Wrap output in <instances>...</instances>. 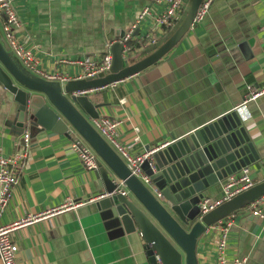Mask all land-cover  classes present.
<instances>
[{
	"label": "crops",
	"instance_id": "crops-1",
	"mask_svg": "<svg viewBox=\"0 0 264 264\" xmlns=\"http://www.w3.org/2000/svg\"><path fill=\"white\" fill-rule=\"evenodd\" d=\"M12 1L21 22L15 29L19 42L33 52L41 78L68 79L60 82L62 86L82 74L83 67L76 62L101 60L106 44L120 41L142 9L150 8L153 17L164 10L153 0ZM153 25L152 18L140 26L130 44L134 53L126 57L128 63L150 55L172 30ZM263 25L264 0H215L204 20L190 27L157 62L119 82L73 94L86 95L98 106L99 117L120 121V141L132 155H139L146 147L169 143L171 136L181 137L239 108L247 85L264 86ZM148 29L153 42L141 39ZM160 29L164 33L158 34ZM10 102L0 85V152L4 155L24 148L23 134L28 132L15 128L17 113L9 112ZM239 112L263 158L246 167L256 185L264 181V96L246 102ZM93 120H88L92 127ZM70 131L29 137L25 170L0 223L69 202L82 204L15 231L17 264H150L139 229L97 207L95 197L105 192L94 171L86 170L71 149L76 141L88 143L77 131ZM96 159L105 165L99 156ZM222 194L223 185H218L204 198L218 199ZM231 219L226 258L264 264V220L253 217L248 205L232 213ZM222 224L223 220L207 227L197 238V264H215L213 241Z\"/></svg>",
	"mask_w": 264,
	"mask_h": 264
},
{
	"label": "water",
	"instance_id": "water-1",
	"mask_svg": "<svg viewBox=\"0 0 264 264\" xmlns=\"http://www.w3.org/2000/svg\"><path fill=\"white\" fill-rule=\"evenodd\" d=\"M201 1L189 0L167 38L144 59L128 63L121 57L122 43L116 41L111 44V65L104 74L63 86L26 70L10 51L0 25V85L11 97L9 112L17 113L15 128L27 129L30 138L49 131L69 134L71 128L80 134L105 162L104 165L97 160L94 174L109 196L99 199L97 207L124 225L139 229L150 264H156V256L162 264H197V238L207 227L263 196L264 181L201 218L200 200L241 169L260 163L263 158L256 151L241 113L235 109L181 137L171 136L167 146L141 164L148 177V183L143 184L130 174L88 121L99 118L98 106L86 95L73 93L119 82L157 62L187 33ZM123 37L124 33L120 40Z\"/></svg>",
	"mask_w": 264,
	"mask_h": 264
},
{
	"label": "built area",
	"instance_id": "built-area-1",
	"mask_svg": "<svg viewBox=\"0 0 264 264\" xmlns=\"http://www.w3.org/2000/svg\"><path fill=\"white\" fill-rule=\"evenodd\" d=\"M154 3L159 6H163L164 10L156 17H153L150 8L145 7L139 13L137 19L132 24L128 33L120 40L122 43V58L126 60L129 53H134L130 44L132 40L141 32V25L148 19L153 18L154 28H165L172 29L181 19L183 11L185 9L184 5L189 2V0H153ZM215 0H202L199 4L193 21L190 27L201 23L209 12L211 5ZM0 17L2 18L1 27L3 34L10 46V51L18 59L21 65L28 70L30 73L41 76L42 73L36 68L38 64L37 59H35L33 52L26 49L18 40L15 31L11 29V26L19 28L21 22L15 10L12 0H0ZM155 31V30H154ZM262 31L264 33V25L262 26ZM149 29L145 32V37H142L143 41L153 42L151 34H149ZM146 39V40H145ZM111 44L107 43L105 48V53L101 60L98 62L93 61L89 58H85L80 62H76L83 67L82 74L75 78L74 80H90L95 79L99 75L104 74L111 65ZM46 80H54L59 82L69 81L68 79L61 78L60 76H47L44 77ZM57 79V80H56ZM246 93L243 98L242 105L237 108L239 112L244 104L248 101H254L264 96V86L263 87H253L252 85H247ZM80 95V94H76ZM83 95V94H81ZM120 126V121L111 119L108 117H99L93 120V127L98 132V134L107 142V144L116 150V153L123 159L124 164L129 170L130 174L137 179H139L143 184L148 183V177L142 172L141 164L145 160H150L152 155L159 149L167 146L168 143H163L155 147L149 148L139 155H132L130 151L122 144L120 141V135L118 133V127ZM134 132L138 133L139 128L134 127ZM135 139V138H134ZM138 142V139H135ZM29 144V134L25 132L23 134V145L24 148L16 151L10 155H4L0 152V219L3 212L6 210L14 190L17 188L22 173L25 170L27 163V152ZM71 149L75 152L81 165L88 171H95L97 169V159L96 153L87 144L76 141L71 145ZM114 150V151H115ZM150 167L152 168V162H150ZM254 184L250 177V169L243 168L237 174L231 176L229 181L223 185V194L218 199L203 198L198 204L199 218L210 213L223 203L231 200L235 196L249 190ZM109 196L108 194H99L95 199H103ZM81 201L69 202L60 207H56L47 211H43L37 214H28L24 217L16 219L7 224L0 223V261L2 264H17V254L19 248L14 242L12 234L15 231L22 229L23 227L29 226L41 219H45L50 215L58 213L61 210L74 208L81 205ZM251 215L256 219L264 220V195L254 200L249 205ZM232 215V214H231ZM231 215L222 219L223 224L220 228V234L217 239L213 241V247L217 252V259L215 264H245L246 258L234 257L232 259H227L225 256V250L227 248V238L228 234L232 229V219ZM222 220L218 221L221 222ZM217 222V223H218ZM216 224V223H215ZM214 225V224H213ZM156 264H162L158 256L155 257Z\"/></svg>",
	"mask_w": 264,
	"mask_h": 264
},
{
	"label": "rangeland",
	"instance_id": "rangeland-1",
	"mask_svg": "<svg viewBox=\"0 0 264 264\" xmlns=\"http://www.w3.org/2000/svg\"><path fill=\"white\" fill-rule=\"evenodd\" d=\"M184 7H186V4L184 5ZM11 29L13 30V31H15V27H13V26H11ZM162 33H164V31L163 30H158V34H162Z\"/></svg>",
	"mask_w": 264,
	"mask_h": 264
}]
</instances>
